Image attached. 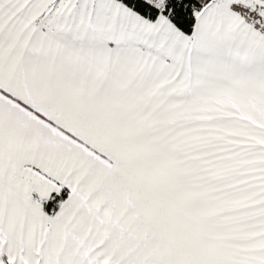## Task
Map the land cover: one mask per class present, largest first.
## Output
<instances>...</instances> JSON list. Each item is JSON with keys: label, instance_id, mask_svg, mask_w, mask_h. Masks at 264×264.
I'll use <instances>...</instances> for the list:
<instances>
[{"label": "snow or ice", "instance_id": "obj_1", "mask_svg": "<svg viewBox=\"0 0 264 264\" xmlns=\"http://www.w3.org/2000/svg\"><path fill=\"white\" fill-rule=\"evenodd\" d=\"M0 264H264V0H0Z\"/></svg>", "mask_w": 264, "mask_h": 264}]
</instances>
